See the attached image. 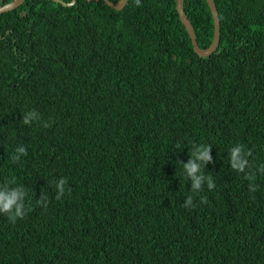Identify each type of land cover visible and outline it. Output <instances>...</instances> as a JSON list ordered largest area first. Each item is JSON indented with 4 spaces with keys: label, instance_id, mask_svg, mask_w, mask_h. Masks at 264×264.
Segmentation results:
<instances>
[{
    "label": "trees",
    "instance_id": "16d2710c",
    "mask_svg": "<svg viewBox=\"0 0 264 264\" xmlns=\"http://www.w3.org/2000/svg\"><path fill=\"white\" fill-rule=\"evenodd\" d=\"M215 2L204 58L178 0L0 16V192L26 213L0 211V264H264V0ZM184 5L208 48L207 1Z\"/></svg>",
    "mask_w": 264,
    "mask_h": 264
},
{
    "label": "clouds",
    "instance_id": "9594fccd",
    "mask_svg": "<svg viewBox=\"0 0 264 264\" xmlns=\"http://www.w3.org/2000/svg\"><path fill=\"white\" fill-rule=\"evenodd\" d=\"M185 3V1H184ZM135 4L136 6H140V0H135ZM185 7V5H184ZM187 15V14H186ZM35 115V113H29L27 115H25L23 123L24 124H28L29 120ZM49 125H46V127H48ZM239 151L240 149H234L231 153V158L233 161V168H239L240 171L244 170L245 164L247 163V161H237V157L239 155ZM20 152L22 154L24 153L23 149H20ZM198 159L207 162L210 159L209 156V148L208 147H204L200 154ZM13 161L18 160L17 156H13L12 157ZM186 170L188 172V174L190 176H192L193 179V189H199L201 187V180L204 179L203 176L201 177H197L195 174L200 170V165L193 163V162H189L188 165L185 166ZM64 184H65V180H61L59 182V184L57 185L58 191L61 195H63L64 193ZM209 190H212L215 185L212 182V179L209 178L208 179V185H207ZM69 192H71V189L69 190ZM25 195V193L22 190H15L12 191L10 194H5L4 192H0V211L8 214V219L11 222H15L18 218H23L25 216V211H24V205L18 203V201ZM60 199V195L57 196V200ZM202 203H206V198H202ZM186 208H190L191 206H193V199L191 196H189L187 203L185 205H183Z\"/></svg>",
    "mask_w": 264,
    "mask_h": 264
},
{
    "label": "water",
    "instance_id": "95a60500",
    "mask_svg": "<svg viewBox=\"0 0 264 264\" xmlns=\"http://www.w3.org/2000/svg\"><path fill=\"white\" fill-rule=\"evenodd\" d=\"M26 0H13L10 3H7L3 6L0 7V16L14 11L17 8H19ZM47 1H52L55 2L57 4H61L64 7H72L77 3V0H71L70 2H64L63 0H47ZM110 7H112L115 10H123L125 8V6L127 5L129 0H120L117 3H113L110 0H104ZM184 1L185 0H178V5H177V11L180 17V20L182 22V24L185 26L191 41H192V45H193V49L195 51V53L199 56V57H209L211 55H213L217 49L219 48L220 45V39H221V22H220V17H219V12L217 9V5L215 0H206L207 4L211 10L212 16H213V20H214V27H215V32H214V39L212 44L206 48V49H202L197 41V36H196V31L194 29L193 24L191 23V21L189 20L188 16L186 15L185 12V7H184Z\"/></svg>",
    "mask_w": 264,
    "mask_h": 264
}]
</instances>
